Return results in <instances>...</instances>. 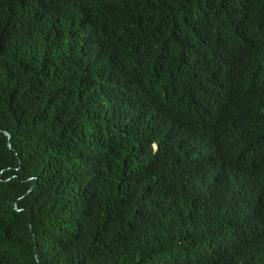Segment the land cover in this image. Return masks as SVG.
<instances>
[{
	"label": "trees",
	"instance_id": "1",
	"mask_svg": "<svg viewBox=\"0 0 264 264\" xmlns=\"http://www.w3.org/2000/svg\"><path fill=\"white\" fill-rule=\"evenodd\" d=\"M0 264H264V0H0Z\"/></svg>",
	"mask_w": 264,
	"mask_h": 264
},
{
	"label": "clouds",
	"instance_id": "2",
	"mask_svg": "<svg viewBox=\"0 0 264 264\" xmlns=\"http://www.w3.org/2000/svg\"><path fill=\"white\" fill-rule=\"evenodd\" d=\"M157 148V145L155 146V149Z\"/></svg>",
	"mask_w": 264,
	"mask_h": 264
}]
</instances>
